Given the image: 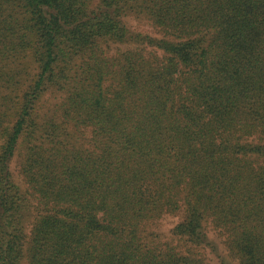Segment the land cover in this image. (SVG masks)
<instances>
[{
	"label": "trees",
	"instance_id": "16d2710c",
	"mask_svg": "<svg viewBox=\"0 0 264 264\" xmlns=\"http://www.w3.org/2000/svg\"><path fill=\"white\" fill-rule=\"evenodd\" d=\"M209 254L264 264V0H0V264Z\"/></svg>",
	"mask_w": 264,
	"mask_h": 264
},
{
	"label": "rangeland",
	"instance_id": "374dc122",
	"mask_svg": "<svg viewBox=\"0 0 264 264\" xmlns=\"http://www.w3.org/2000/svg\"><path fill=\"white\" fill-rule=\"evenodd\" d=\"M130 25H132V27H134V29L138 30V31H141V32H144V33H154L152 27L148 24V22L146 21H140V20H130ZM112 53H115V51L111 48V54ZM13 168H14V175L17 179V181L19 183L22 182V178L21 176L19 175V170H18V161H14L13 163ZM181 218L179 215L177 216H167L165 217L161 222H162V225H161V231L165 232L166 234L169 235V230L174 227V225H176L178 222H180ZM210 235H214L215 236V232H211ZM216 237V236H215ZM168 238V237H166ZM215 241L219 244V247H220V250L221 252L223 253L222 251V245H220V242L218 239L215 238ZM209 259L212 260V263L213 264H220V260L217 259V257L213 254H209ZM232 264H238L236 261H233Z\"/></svg>",
	"mask_w": 264,
	"mask_h": 264
}]
</instances>
